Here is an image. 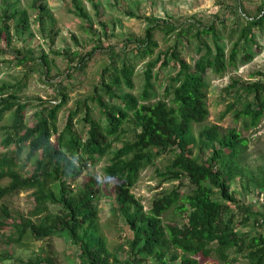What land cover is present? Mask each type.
<instances>
[{"label": "trees", "instance_id": "obj_1", "mask_svg": "<svg viewBox=\"0 0 264 264\" xmlns=\"http://www.w3.org/2000/svg\"><path fill=\"white\" fill-rule=\"evenodd\" d=\"M2 1L0 39L9 44L13 27L27 29L29 20L27 12L15 6L16 0ZM34 2L41 12L46 10L41 0ZM235 11L237 20L231 26L224 20L220 27L211 24L196 30L168 21L153 23L138 52L153 55L157 47L154 31L176 32L179 39L187 37L198 53L194 64L182 57L179 44L159 53L143 70L139 94L124 91L136 86L135 66L129 58L106 67L93 94L69 112L61 130L58 113L67 94L34 112L30 124L26 111L31 102L20 95L23 84L0 86V183L8 181L0 184V199L21 190H33L35 197L31 216L15 217L12 223H8L12 214L3 206L0 229L10 226L14 241H22L27 235L42 240L66 233L78 248L82 264H111L112 253L99 224L96 183L84 182L77 189L72 185L85 169L108 156L104 172L116 183L115 202L132 232L130 255L123 264H146L152 257L160 264H170L165 260L170 248L183 252L182 264H199L198 257L213 254L224 264H264V209L252 208L232 190V180L244 174L240 158L247 139L236 129L221 133L218 126L207 127L202 134L218 145L212 144L213 153L206 160L194 156V125L205 122L210 114L207 74L222 73L240 60L250 59L257 45L256 30L264 31V4L254 16ZM4 52L0 48V54ZM94 52L78 60L76 68H84ZM20 59L24 63L27 56ZM170 66L173 70L165 75ZM258 75L254 81L238 82L247 104L236 114L248 126L258 125L264 117V72ZM90 101L99 107V118L94 117ZM78 123H83L82 128ZM126 124L134 126L133 138L115 149ZM174 149L178 151L164 175L169 180L188 181L189 190L177 188L162 194L147 212L126 181L137 178L144 168ZM259 186L264 189V178ZM50 204L58 207L57 212H51ZM172 208L186 213L182 224L165 225L163 216ZM47 264L55 262L47 259Z\"/></svg>", "mask_w": 264, "mask_h": 264}, {"label": "rangeland", "instance_id": "obj_2", "mask_svg": "<svg viewBox=\"0 0 264 264\" xmlns=\"http://www.w3.org/2000/svg\"><path fill=\"white\" fill-rule=\"evenodd\" d=\"M16 1L15 6L22 13L28 14L29 27L17 29L14 26L9 44L5 39H0V48L5 51L0 54V86L23 84L20 95L22 100L31 102L26 111V120L30 124L34 112L59 102L62 93L67 94V100L58 113L57 126L60 130L65 127L69 112L93 94L106 67L122 64L129 58L135 66L136 86L133 90L127 88L124 91L139 94L143 86V70L147 62L159 53L167 52L179 44L182 57L194 64L198 53L187 37L179 39L176 32L169 34L160 29L154 31L157 47L153 55L138 52L147 28L153 23L168 21L180 28L196 30L211 24L220 27L224 20L231 26L237 20L235 10L240 13L243 10L254 16L264 4V0H93L95 6L91 0H41L46 8L41 12L34 0ZM3 18L4 4L0 0V26ZM15 21H11L13 25ZM255 34L257 45L250 59L240 60L237 66H229L222 73L209 71L207 74L210 114L205 122L194 125L193 137L196 141L194 156L199 160H206L212 155V144L218 145L217 141L208 142L202 134L207 127L218 126L221 133L236 129L247 139V146L240 158L244 174L232 180V190L252 208L264 209V189L259 186L264 178V117L258 125L248 126L236 114L247 104L244 93L238 89V82L254 81L259 73L264 72V31L256 30ZM92 51L95 52L89 57L86 66L77 69L78 60ZM24 56H27V60L20 63V58ZM172 70L170 66L165 75ZM90 105L94 117L99 118V107L92 101ZM11 118L10 114L8 119ZM82 126L83 123L77 125L78 128ZM125 128L121 140L114 143L115 149L133 138L134 126L126 124ZM177 151L174 149L163 154L153 165L144 168L137 178L126 181L147 212L153 207L155 198L162 194L177 188L183 192L189 190L188 181L169 180L164 175L165 167ZM107 164L108 156L98 159L72 185L77 189L84 182L96 183L99 224L112 253L110 262L123 264L130 255L129 240L132 232L115 202L116 183L106 178L104 169ZM28 168L30 170L32 167ZM7 182L4 180L0 184L5 185ZM3 206L12 214L8 223L21 215L31 216L35 208L33 190H21L0 199V220L4 219L1 211ZM50 210L55 213L58 207L50 204ZM185 216L182 210L172 208L164 214L163 220L165 225L182 224ZM261 229L264 231V227ZM11 231L10 226L0 229V264H47V259H53L55 264H82L78 248L66 233L42 240L27 235L22 241H14L15 237H10ZM182 257L181 250L170 248L166 251L165 260L170 264H182ZM198 260L199 264H224L217 254L200 256ZM146 264L160 262L152 257Z\"/></svg>", "mask_w": 264, "mask_h": 264}]
</instances>
